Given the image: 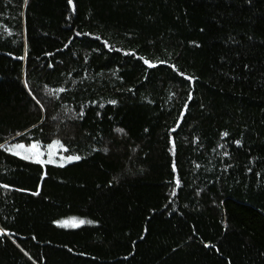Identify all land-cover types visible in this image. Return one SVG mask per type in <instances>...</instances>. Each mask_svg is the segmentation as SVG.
Listing matches in <instances>:
<instances>
[{
  "label": "trees",
  "instance_id": "1",
  "mask_svg": "<svg viewBox=\"0 0 264 264\" xmlns=\"http://www.w3.org/2000/svg\"><path fill=\"white\" fill-rule=\"evenodd\" d=\"M56 139L0 149V264H264V0H0V144Z\"/></svg>",
  "mask_w": 264,
  "mask_h": 264
},
{
  "label": "snow or ice",
  "instance_id": "2",
  "mask_svg": "<svg viewBox=\"0 0 264 264\" xmlns=\"http://www.w3.org/2000/svg\"><path fill=\"white\" fill-rule=\"evenodd\" d=\"M28 0H24L25 5L27 4ZM68 3L71 4L72 0H68ZM79 35V33H78ZM68 45L66 44L65 47H67ZM46 55H51L50 53H47ZM22 59V58H21ZM143 59V58H141ZM145 64H148L150 67H153L154 65H152L148 60H144ZM161 63H163V61H161ZM51 66V65H49ZM181 75H183V73H181ZM189 80L193 79L192 77H188ZM25 87H27V84L25 83ZM58 91H64V89H59ZM33 99L35 100V96H33ZM188 99H191V93H189ZM37 104H40L39 100H36ZM109 103L115 104L116 101L112 100L109 101ZM102 106V105H101ZM185 108H187V104H185ZM80 116H83V110L81 109ZM35 127V126H34ZM117 131L119 132H123V129H117ZM174 131V129H173ZM17 135H22L21 133H17ZM223 136H228L227 132H224L222 134ZM235 143L237 144V146H239L241 144V142L239 140L235 141ZM54 145H60L61 149L63 150V152H67L68 148L66 146H64L62 144V142L58 139L56 140H52L48 145L47 148L50 150L53 148ZM42 148V144L41 141L39 140H33L31 143L29 144H25L23 142H18V143H14L11 146H6L5 144H0V149H4L5 151L21 158L24 159L26 161H31L34 162L36 164H39L41 166L45 165V164H56L57 162L53 159V153L51 151H48L47 153V159H44L43 157L45 156V152L41 150ZM225 156L228 155L227 152L224 153ZM61 159L63 161H79L81 159L80 155H67V156H63L61 155ZM58 166L63 167L64 164L60 163ZM173 169L175 170V163H173ZM46 175V173H45ZM177 185H179L180 181L179 179L176 180ZM3 187L8 188L9 185L5 184L3 185ZM35 194V193H34ZM175 194V192H173V195ZM58 223V222H57ZM84 221L81 220L80 224H83ZM90 223V222H89ZM5 230L0 228V234H4ZM205 247H208V245H205ZM27 255V253H25Z\"/></svg>",
  "mask_w": 264,
  "mask_h": 264
},
{
  "label": "rangeland",
  "instance_id": "3",
  "mask_svg": "<svg viewBox=\"0 0 264 264\" xmlns=\"http://www.w3.org/2000/svg\"><path fill=\"white\" fill-rule=\"evenodd\" d=\"M41 150L45 152V156L43 157L44 159L48 158L47 157L48 151H51L53 153V159L57 163L56 164H51V165H57L58 166L60 163H63L64 165H66L68 163L74 162V161H71V162L63 161L61 159V155H63V156H67V155L62 153V149H61L60 145H54L53 148L50 149V150L47 148V146L46 147H42ZM81 220L84 221L83 224H80ZM57 222H56V224L59 227H62V228H77V227L82 226V225L92 224V221H90L88 219H84V218H79V217H70V218L59 220Z\"/></svg>",
  "mask_w": 264,
  "mask_h": 264
}]
</instances>
